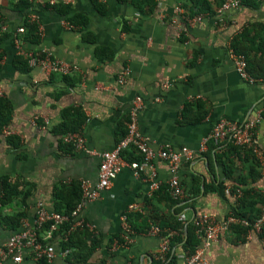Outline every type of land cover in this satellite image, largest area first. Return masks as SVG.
<instances>
[{
    "label": "crops",
    "instance_id": "obj_1",
    "mask_svg": "<svg viewBox=\"0 0 264 264\" xmlns=\"http://www.w3.org/2000/svg\"><path fill=\"white\" fill-rule=\"evenodd\" d=\"M222 1L153 0L154 6L142 8L132 0H33L28 9L20 10L17 0H0L6 27L0 30V88L12 107L4 125L10 134L2 132L4 126L0 131V179L9 178L16 190L27 193L0 202V247L19 230L22 218L34 219L38 203L56 210L59 188L83 179L92 186L98 181L99 157L63 143L62 122L80 123L71 132L82 134L89 149L110 150L126 132L137 96L141 98L138 128L150 146L155 150L186 146L193 152V158L178 167L187 199L166 194L171 176L167 160L153 159L160 188L152 193L146 179L124 167L110 187L80 212L92 226L83 230L98 244L91 249V236L81 233L73 243L80 245L84 257L70 256L74 247H60L62 226L53 239L56 257L50 264H161L156 255L168 223L175 219L187 226L203 213L222 223L238 203L234 190L241 177L247 192L240 208L252 220L259 215L264 205V124L255 135L259 151L254 153L259 161L255 179L249 174L250 157L239 159L229 150L230 142L208 143L205 151H199L202 139L220 119L241 123L259 112L264 115V76L253 83L242 79L230 55L231 41L243 29H249L244 48L256 55L251 47L257 49L264 42V0H241V6L218 16ZM60 3L69 5L66 14L58 11ZM75 14L85 16L87 23L68 28L63 21ZM198 14L201 20L190 19ZM31 15L42 26L40 42L21 39L17 45L15 31ZM20 49L48 52L76 64L78 70L46 75L39 67L23 68L15 60L22 55ZM124 156L141 159L133 148ZM228 159L236 164L230 176L225 174ZM129 205L135 210L128 212ZM124 214L131 227L127 240ZM150 223L158 224L162 232L148 233ZM44 233L42 229V238ZM61 250L68 253L62 256ZM169 254L180 261L186 256L181 245L171 247V241L167 258ZM202 257L205 264H264V229L244 237L232 227L221 229ZM0 264L15 263L5 259ZM19 264L39 262L25 255Z\"/></svg>",
    "mask_w": 264,
    "mask_h": 264
},
{
    "label": "built area",
    "instance_id": "obj_2",
    "mask_svg": "<svg viewBox=\"0 0 264 264\" xmlns=\"http://www.w3.org/2000/svg\"><path fill=\"white\" fill-rule=\"evenodd\" d=\"M69 1L71 0H65V2ZM241 4V0H223L218 7V16H221L222 11L238 8ZM178 10H180V8H178ZM202 18L203 16L198 14L190 19H192V21H199ZM28 20L38 24L40 33L42 26L36 21L35 15L29 16ZM63 23L68 28L74 27L70 22L63 21ZM5 29L6 27L0 18V30L4 31ZM24 31L25 27L23 25L17 27L15 31V42L17 45L21 44L22 41L19 35ZM19 52L27 58V63L30 67H39L46 75H69L78 70L76 64L58 60L52 57L48 52L35 54L23 49H20ZM230 55L233 59L235 70L242 79L250 83L257 80L256 77L248 72L247 59L243 53L235 52L233 48L230 47ZM123 79L124 75H122L119 80L123 81ZM1 96H3V91L0 88V97ZM140 106L141 98L137 96L134 98L129 110L126 132L110 150L97 153L95 150L89 149L85 144L83 135L79 132L68 131L61 135L63 143L70 145L76 150H83L99 157L98 181L93 186L85 179L80 181V199L69 212L47 209L42 203H38L36 205L34 219L30 221L26 218H22L19 230L11 234L0 247V261L11 259L15 264H19L24 256L27 255L37 262L44 260L46 264H50L56 257V249L53 245L56 231L62 226L67 225L68 227L63 234V239L67 240L68 236L78 229H92V226L80 216L83 206L89 201L96 200L104 189L109 188L112 180L124 167L131 168L135 177H143L146 179L149 184L150 192L152 193L160 188V181H158L156 176L153 159L159 157L167 160L170 165L171 174L166 186L169 196L175 200L187 199V194L178 178V167L181 161L193 158V152L186 146L173 149L170 145H165L160 149H153L148 143L147 138L138 128L137 116ZM36 119L37 117H35L33 121ZM260 124H264V115L260 112L257 113L253 119L241 123L220 119L214 124L208 135L202 139L199 145V151H205L208 143L218 145L230 142L235 146L251 150L253 153L258 154L259 151L255 144V135L256 129ZM2 132L5 135L10 134V130L6 126L3 127ZM130 148L135 149L140 154V160H128L125 158L124 155ZM234 191L237 198L242 195V191L239 188H235ZM135 208V205H129L127 211H133ZM122 221L124 228L123 238L127 240L131 231L127 214L122 216ZM192 223L195 234L200 239L201 244L192 254L184 257L182 264H205L206 262L202 257L203 251L218 238L221 229L228 230L231 224L237 223L246 228V233L251 231L261 233L264 229V205L261 207L259 215L253 220L240 218L235 216L234 213H231L220 223L212 216L203 213L193 218ZM42 229L45 230L43 238ZM161 232L162 229L158 224L150 223L148 233L151 235H159ZM176 233L175 230L168 229L159 246L156 257L161 264H166L168 261L167 253L170 250V241ZM67 253V250H61L62 256H65Z\"/></svg>",
    "mask_w": 264,
    "mask_h": 264
},
{
    "label": "trees",
    "instance_id": "obj_3",
    "mask_svg": "<svg viewBox=\"0 0 264 264\" xmlns=\"http://www.w3.org/2000/svg\"><path fill=\"white\" fill-rule=\"evenodd\" d=\"M123 1V0H120ZM135 1L137 5L141 6L142 8L148 5V8L151 6H154L153 0H132ZM32 1L30 0H17L16 2V7L20 10H26L31 6ZM69 10V5L65 4H59L58 5V11L62 14H66V12ZM68 21L73 25L80 24L82 26L86 25L87 20L85 16L82 14H75L73 16H69ZM79 19V20H78ZM22 25L25 27V31L19 35L21 39H24L25 41L29 42H34V43H39L40 42V33L38 30V24L36 22H31L27 18L24 19ZM249 35V29H243L242 32L239 33V35L235 36L233 40L231 41V48L235 52L243 53L246 56L247 59V70L248 72L253 75L254 77H258L259 75L264 76V42H262L257 49L252 50L255 51V56H251L249 52L244 48L245 45L243 43V40ZM41 54V53H37ZM258 54V55H257ZM0 60H1V54H0ZM16 62L20 63L23 68H28L29 65L27 63V58L24 57L23 55H18L16 57ZM258 68V69H257ZM1 69V65H0ZM254 70L260 71V73H256ZM11 104L9 100L6 97L1 96L0 97V131L4 125H7L9 120H10V113H11ZM66 119V118H65ZM79 124L76 125H69L65 120L62 122V124L59 126V129L62 133H65L67 131H77L78 128L80 127ZM229 150L235 151V153L238 155L237 157L241 159L240 157H250L251 164L249 166V174L253 176V179L258 177V172H256V168L258 166V159L254 155V153L251 150L235 146L231 144ZM239 151L237 152V150ZM242 154L243 156H241ZM236 164L235 161L232 159H228L226 162V171L225 174L227 176H230L232 170L235 168ZM0 183L3 186V195L0 197V202L4 203L7 199H11L13 196H20V191L15 189L16 185L9 182V178L7 177H2L0 179ZM242 184H246L244 179L241 177L236 183L235 187H239L242 190V196L238 198V203L236 207L233 210V213L235 216L240 217V218H247L249 220H252L251 217H249L244 211L241 210V205L244 200V194L245 191L244 188H242ZM219 186H222L221 184ZM16 190V191H15ZM166 190V189H165ZM65 192V194H64ZM166 194H168L167 191H165ZM27 193H22L21 196H25ZM81 196V188H80V183L78 181H74L70 183V185L67 186H62L61 188L58 189L56 192V205L55 209L56 211L60 212H69L78 202L79 198ZM64 208V211H61V209ZM21 216V213L17 214L15 222L18 223V219ZM15 223V224H16ZM169 229L175 230L177 233L171 238V247L176 246L178 244L181 245L182 250L184 251L185 255H190L192 254L195 249L200 245V239L197 237L195 234L194 226L193 224H187V226H184V223L182 221L178 220H172V222L168 223L167 225ZM67 225L64 226L63 231L61 232V241H60V247L61 249H69L70 247H74V251L72 254L68 255H73L79 258V256L84 257L81 255V252L79 253L80 250V245L73 243V238L75 236H79V234H83L85 236H91L89 235V232L87 230L83 229H78L72 234H70L67 238V240L63 239V234L65 233L67 229ZM234 229L235 232L241 233V236L244 237L246 234V228L234 223L230 225V229ZM90 248H94L98 244V240L94 237H90ZM67 255V256H68ZM79 261V260H78ZM183 261H180L177 255H168V261L166 264H182ZM39 264H46L44 260L39 261Z\"/></svg>",
    "mask_w": 264,
    "mask_h": 264
}]
</instances>
